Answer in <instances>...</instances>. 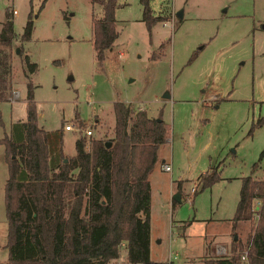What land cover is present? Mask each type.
<instances>
[{
	"label": "rangeland",
	"instance_id": "rangeland-1",
	"mask_svg": "<svg viewBox=\"0 0 264 264\" xmlns=\"http://www.w3.org/2000/svg\"><path fill=\"white\" fill-rule=\"evenodd\" d=\"M147 6L158 17L148 27L140 0H116L117 36L97 61L90 23L101 17L99 4L0 0V21L6 8L16 9L0 139L12 122L25 119L27 82L37 124L61 129L66 156L74 155V141L85 138L86 129L90 138L113 136L115 101L159 116L168 129L147 176L150 259L163 262L170 251L175 264H209L215 258L208 255L212 235L231 237L228 250L216 257L229 255L232 236L242 252L255 226L250 218L233 226L231 218L241 178L264 180V0H147ZM28 16L30 37L20 40ZM12 90L18 91L13 101ZM66 123L71 130L62 128ZM213 169L219 179L192 194L198 177ZM6 176L0 142V264L7 259ZM174 194L180 199L172 204Z\"/></svg>",
	"mask_w": 264,
	"mask_h": 264
},
{
	"label": "trees",
	"instance_id": "trees-1",
	"mask_svg": "<svg viewBox=\"0 0 264 264\" xmlns=\"http://www.w3.org/2000/svg\"><path fill=\"white\" fill-rule=\"evenodd\" d=\"M101 6V17H91V44L97 61L103 60L117 36L114 24L116 0H90ZM142 19L148 27L156 18L147 0ZM11 12L0 21V100L10 92V62L7 47L13 38ZM31 17L24 23L20 40L30 37ZM18 50V49H16ZM25 60L30 70L34 64ZM25 119L16 120L0 139L7 176L3 185L7 249L5 264H107L118 256L120 243L125 257L139 264H166L149 256L150 191L147 176L157 151L166 142L168 127L129 103H112L113 136L84 137L74 141L75 153H62L61 129L44 130L37 124L32 85L26 84ZM261 120L256 123L259 124ZM109 141L110 145L105 146ZM192 194L217 179L215 169L205 172ZM177 188L180 183L177 182ZM264 180L241 178L238 199L231 218L251 219V203L263 198ZM172 204L175 202L171 200ZM233 245V246H232ZM240 243L231 240L229 255L209 264H264V199L241 262Z\"/></svg>",
	"mask_w": 264,
	"mask_h": 264
},
{
	"label": "built area",
	"instance_id": "built-area-1",
	"mask_svg": "<svg viewBox=\"0 0 264 264\" xmlns=\"http://www.w3.org/2000/svg\"><path fill=\"white\" fill-rule=\"evenodd\" d=\"M11 14H15L16 13V9L14 7H11L10 10ZM18 97V91L17 90H12L11 91V95L9 96V100L13 101L15 99H17ZM62 128L64 130H71L72 129V124L71 123H66L62 126ZM91 134V130L90 129H86L84 131V136H85V143H84V150L88 151L89 149V145H88V138L90 137ZM160 168L164 171H169L170 170V164L169 163H165L162 162L160 165ZM193 189V188H192ZM262 199H264V194H263V198H254L252 200L251 203V220L256 224L258 218H259V210L261 207V203H262ZM254 224V225H255ZM123 246L122 243H120V249H119V253L118 256L114 259H110L109 262H107V264H139V263H135V262H131L129 261L126 257H125V253L124 251L121 250V247ZM216 252L217 254H222L225 253L224 248H222L221 246L216 247ZM245 255H246V250H243L241 255H240V260L241 262H245ZM176 255L173 254L172 252L168 251L167 253V259L164 261L166 264H175L174 260Z\"/></svg>",
	"mask_w": 264,
	"mask_h": 264
},
{
	"label": "crops",
	"instance_id": "crops-1",
	"mask_svg": "<svg viewBox=\"0 0 264 264\" xmlns=\"http://www.w3.org/2000/svg\"><path fill=\"white\" fill-rule=\"evenodd\" d=\"M13 16V15H12ZM66 156V155H65ZM177 185V184H176ZM186 196H188V194L186 195ZM179 199H180V195H179ZM149 223H150V204H149ZM236 223H238V222H236ZM235 223V224H236ZM234 224V225H235ZM188 225V224H187ZM184 225H182V227H183ZM231 238V237H230ZM230 238H224V237H220V238H215V234L214 235H212L211 236V239H210V244L212 243V246H209L210 248H209V253H208V255L210 254V257L212 258H214V256L216 257V255H219V254H217V252H216V247H218V245H220L222 248H224V251H227L228 249V244H229V242H230ZM232 239H233V236H232ZM236 239V238H235ZM149 253H150V227H149ZM150 256V255H149ZM220 256H222V255H220ZM209 257V258H210ZM208 258V259H209Z\"/></svg>",
	"mask_w": 264,
	"mask_h": 264
},
{
	"label": "water",
	"instance_id": "water-1",
	"mask_svg": "<svg viewBox=\"0 0 264 264\" xmlns=\"http://www.w3.org/2000/svg\"><path fill=\"white\" fill-rule=\"evenodd\" d=\"M176 15L180 17V16H181V11H177V12H176ZM163 97H168V94L165 93ZM104 144H105V146L107 147V146L110 145V142H109V141H106ZM172 198H173V200H175V201L178 202V201H179V194H174V195L172 196ZM235 238H236V235L234 234V235H233V239H235Z\"/></svg>",
	"mask_w": 264,
	"mask_h": 264
}]
</instances>
